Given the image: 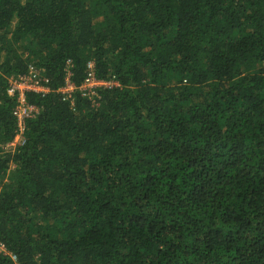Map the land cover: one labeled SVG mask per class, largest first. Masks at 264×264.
Segmentation results:
<instances>
[{
  "label": "trees",
  "instance_id": "obj_1",
  "mask_svg": "<svg viewBox=\"0 0 264 264\" xmlns=\"http://www.w3.org/2000/svg\"><path fill=\"white\" fill-rule=\"evenodd\" d=\"M0 185V264H264V0H0Z\"/></svg>",
  "mask_w": 264,
  "mask_h": 264
},
{
  "label": "built area",
  "instance_id": "obj_2",
  "mask_svg": "<svg viewBox=\"0 0 264 264\" xmlns=\"http://www.w3.org/2000/svg\"><path fill=\"white\" fill-rule=\"evenodd\" d=\"M71 72L68 71L66 85L61 89L66 94H71L76 86L72 83L70 77ZM49 80L45 77L42 72L34 65L30 64L28 73L23 75L12 76L9 79L8 94L11 96L17 95V102L14 108V115L16 116L19 124V133L17 136L23 137V132L25 130V122L28 118L35 116L39 112V108L31 105L27 102L26 92L36 91L46 93L50 89L48 87ZM115 79L103 80L98 79L94 74V63L91 61L88 63V74L84 83L79 87L82 90L83 95L92 99L93 102H97L96 89L97 87H110L119 86ZM12 142L11 144H14ZM0 251L8 253L6 247L0 242ZM12 258L16 261L15 255L11 254Z\"/></svg>",
  "mask_w": 264,
  "mask_h": 264
},
{
  "label": "rangeland",
  "instance_id": "obj_3",
  "mask_svg": "<svg viewBox=\"0 0 264 264\" xmlns=\"http://www.w3.org/2000/svg\"><path fill=\"white\" fill-rule=\"evenodd\" d=\"M17 24V19H14L13 22H12V25H11V28H10V31L8 32V36L11 37V32L12 30L15 28ZM119 84V83H118ZM13 142H15L14 144H8V145H5V148L6 150H12L14 149L18 144L22 143L23 142V137L22 136H16L15 139L13 140ZM15 167V165H12L10 170H9V173H11L12 169ZM0 189H1V185H0Z\"/></svg>",
  "mask_w": 264,
  "mask_h": 264
}]
</instances>
